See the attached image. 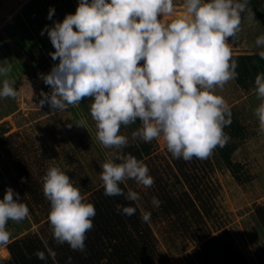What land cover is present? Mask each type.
<instances>
[{"label":"clouds","instance_id":"9594fccd","mask_svg":"<svg viewBox=\"0 0 264 264\" xmlns=\"http://www.w3.org/2000/svg\"><path fill=\"white\" fill-rule=\"evenodd\" d=\"M246 8L247 0H183L178 14L174 0H79L74 14L41 31V35L47 32L56 49L50 55L59 62L49 73L39 74L51 87L50 93L41 91L39 105L63 110L92 97L90 113L104 147L127 146L128 138L120 134V128L139 118L142 126L132 133L133 138L151 142L162 137L175 158L205 159L229 139L224 128L232 123V111L216 89L238 76L232 47ZM54 12L50 7L48 19ZM255 44L264 58V34ZM5 61H0V98H15V81L8 78L12 64ZM254 83L260 100L254 114L259 131L264 132V73H258ZM100 166L106 196L123 195L136 201L139 193L131 189L125 193L121 183L126 179L145 187L154 183L145 162L131 153L118 152ZM43 193L50 201L48 220L55 241L84 251L95 206L55 166L43 176ZM161 203L158 197L152 198L155 207ZM136 210L131 205L117 206L118 212L128 216ZM28 215L19 192L7 187L0 199V243L9 240L8 222ZM150 218V211L141 213L143 221ZM55 255L48 249L53 260ZM36 256L48 259L44 251L37 250Z\"/></svg>","mask_w":264,"mask_h":264},{"label":"rangeland","instance_id":"374dc122","mask_svg":"<svg viewBox=\"0 0 264 264\" xmlns=\"http://www.w3.org/2000/svg\"><path fill=\"white\" fill-rule=\"evenodd\" d=\"M78 3L79 0H0V61L11 62L8 78L15 81L18 91L15 98H0V199L11 186L29 208L27 218L7 223L9 240L0 243L2 261L10 259L7 245L15 238L38 233L46 240L53 233L48 220L50 201L43 193V176L49 167H59L81 195L89 197L92 190L103 186L100 165L115 159L127 147L145 142L132 136L142 126L138 118L136 123L120 128V134L128 138L127 146L104 147L97 139L90 113L92 97H84L79 104L63 110L54 111L47 103L39 105L41 91L51 92L39 74L49 73L59 62L50 55L56 49L47 32L41 35V31L54 21L62 22L67 14H74ZM174 3L177 13H181L183 0ZM50 7L55 8L52 19H48ZM253 14L247 4L240 31L234 41L228 38L229 43L233 41V55L261 50L255 41L264 34V27ZM27 31L32 37L25 50L12 34ZM255 87V83L240 86L233 79L216 89L243 126V133L225 132L227 143L236 147L233 160L242 164L240 178L226 166L217 146L205 159L176 158L193 188H198L191 191L161 137L147 142L151 152L142 158L154 178L153 185L145 187L134 179L124 181L128 190L139 193L135 202L140 210L151 212L147 224L156 248L152 264H264V132L259 131L254 114L260 103ZM80 121L82 126L78 125ZM3 141L11 148L6 150ZM17 163L25 165L34 194L29 191L27 177L19 174ZM184 191L190 194L193 204L187 195L181 196ZM157 193L174 195L181 210L166 215L162 206L152 204Z\"/></svg>","mask_w":264,"mask_h":264},{"label":"trees","instance_id":"16d2710c","mask_svg":"<svg viewBox=\"0 0 264 264\" xmlns=\"http://www.w3.org/2000/svg\"><path fill=\"white\" fill-rule=\"evenodd\" d=\"M70 1V0H68ZM247 4L251 8L254 15L264 27V0H247ZM29 17V16H28ZM13 39L22 49L27 50L26 44L32 35L30 33L19 34L14 32ZM233 58L238 61L236 69L238 76L236 82L243 87H248L250 83H254L258 73H264V58L258 53L237 54ZM232 123L225 126L224 131L231 134L243 133V126L236 119L232 107ZM6 141V140H5ZM3 141L5 149L11 147ZM234 144L226 143L224 147H219L226 166L231 170L233 175L240 178V169L242 164L233 160L235 150ZM125 153H131L137 159L142 160L151 152V145L147 142L138 145H132L126 148ZM174 158V157H173ZM19 160V159H18ZM179 165L184 181L191 191L196 192L198 188H193L189 175L183 172L179 161L174 158ZM16 168L20 175L27 177V183L31 188L30 193L34 194L32 189L31 177L27 173L25 165L16 164ZM124 192H128V188L124 182L120 185ZM157 193L162 203V209L166 215L177 213L181 210V205H176L174 195ZM187 195L190 202L193 200L187 191L181 196ZM188 198V199H189ZM86 202H90L95 206L96 215L92 218L93 227L86 233L84 251H74L67 243L58 244L53 236L46 237L44 240L38 233L24 234L8 243L7 247L10 252V259L7 261L0 260V264H152L151 257L155 254L154 237L147 222L141 219L142 211L135 201L126 200L123 195L106 196L104 194V186L91 191L89 197L84 198ZM118 205L136 207L135 214L128 216L117 211ZM48 249H52L56 255L55 259L48 256ZM37 250L44 251L48 256L47 261L37 258Z\"/></svg>","mask_w":264,"mask_h":264},{"label":"bare ground","instance_id":"6f19581e","mask_svg":"<svg viewBox=\"0 0 264 264\" xmlns=\"http://www.w3.org/2000/svg\"><path fill=\"white\" fill-rule=\"evenodd\" d=\"M5 253H7V251H4Z\"/></svg>","mask_w":264,"mask_h":264}]
</instances>
